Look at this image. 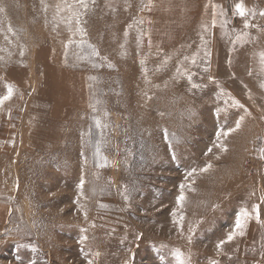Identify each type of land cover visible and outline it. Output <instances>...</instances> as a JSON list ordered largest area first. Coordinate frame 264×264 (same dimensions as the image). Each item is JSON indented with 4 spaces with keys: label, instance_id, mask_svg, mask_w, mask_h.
<instances>
[{
    "label": "rangeland",
    "instance_id": "rangeland-1",
    "mask_svg": "<svg viewBox=\"0 0 264 264\" xmlns=\"http://www.w3.org/2000/svg\"><path fill=\"white\" fill-rule=\"evenodd\" d=\"M60 2L0 0V264H264V0Z\"/></svg>",
    "mask_w": 264,
    "mask_h": 264
},
{
    "label": "snow or ice",
    "instance_id": "snow-or-ice-1",
    "mask_svg": "<svg viewBox=\"0 0 264 264\" xmlns=\"http://www.w3.org/2000/svg\"><path fill=\"white\" fill-rule=\"evenodd\" d=\"M93 3H95V0H92ZM75 4L79 5L80 9H82L83 11H73V15L76 17L77 23H80V17L84 14L87 13L88 10V3L87 0H75ZM149 4H152V0H149ZM72 6L67 5L66 0H61L60 3H57L54 5V8L56 9L57 14L64 10L65 8H70ZM217 8L220 7V5H216ZM47 10V8L45 9ZM143 10V9H141ZM4 11V7L0 6V12ZM149 11H151V7H149ZM234 11L235 14L238 15L240 18H243L245 21L244 27L245 28H249V27H257L255 25H251L248 20L247 17L249 15L255 16V12L253 10H250L246 7L244 0H240L239 3H236L234 6ZM261 16H264V12L260 13ZM142 23V21H141ZM215 24V20H213V25ZM81 33L86 34V30L84 28H80L79 29ZM245 37L248 35V33H244L243 34ZM239 38V37H238ZM93 53L97 56H99V52L95 50V48H93ZM206 55H211V53H206ZM260 59H261V63L264 64V51H261L259 53ZM193 64H195V58H193L192 60ZM111 66V65H110ZM189 81H191V76H188ZM193 87H198V85H193ZM12 88L9 87L8 88V93L7 95H5L3 98H0V105H3L5 100H9L12 97ZM96 126L99 127L100 126V122L99 120L96 121ZM240 124L237 123L236 125V129H239ZM229 131H233V130H229ZM225 151L227 150L226 148L224 149ZM97 152H99V149H97ZM106 159V158H105ZM212 166L209 164L207 165L205 168H202L201 171L202 172H207L209 170V168H211ZM194 171V170H193ZM192 173L190 172L189 175H191ZM81 189H83V181H81L80 184ZM183 187V186H181ZM82 194V192H81ZM185 200V196L183 195V193H181V195L178 197V201H184ZM255 219L257 220V222L260 221V205L257 204L255 206ZM252 213H249L246 209L243 210L240 213V216L237 218L236 223H235V231L230 232L227 236V241L221 240L217 247L221 248L223 247L224 243L226 242H231L232 240L235 239L236 236H243L245 235V224L246 221L252 217ZM85 216H87V213H85ZM97 255H99V253H97ZM176 259H177V264H185V260L182 258V253L177 252L176 253Z\"/></svg>",
    "mask_w": 264,
    "mask_h": 264
},
{
    "label": "bare ground",
    "instance_id": "bare-ground-1",
    "mask_svg": "<svg viewBox=\"0 0 264 264\" xmlns=\"http://www.w3.org/2000/svg\"><path fill=\"white\" fill-rule=\"evenodd\" d=\"M168 229V228H167Z\"/></svg>",
    "mask_w": 264,
    "mask_h": 264
}]
</instances>
